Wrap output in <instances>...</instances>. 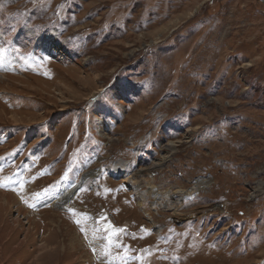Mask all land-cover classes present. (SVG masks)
Segmentation results:
<instances>
[{"label": "rangeland", "instance_id": "obj_1", "mask_svg": "<svg viewBox=\"0 0 264 264\" xmlns=\"http://www.w3.org/2000/svg\"><path fill=\"white\" fill-rule=\"evenodd\" d=\"M0 76V264H264V0H0Z\"/></svg>", "mask_w": 264, "mask_h": 264}, {"label": "bare ground", "instance_id": "obj_2", "mask_svg": "<svg viewBox=\"0 0 264 264\" xmlns=\"http://www.w3.org/2000/svg\"><path fill=\"white\" fill-rule=\"evenodd\" d=\"M11 54H9L10 56ZM0 77H3V76H0ZM170 149L169 148V145H166L165 147H163V149ZM161 163H157V164H154L153 167L154 168H157L158 166H160ZM147 169V168H146ZM146 169H141V172H145L147 171ZM114 172V171H113ZM88 175H85V178H87ZM125 177V176H124ZM139 177L138 174H135V175H132L130 176L129 178H127L125 181L129 183V185L133 188V190L136 189V179ZM204 185V182L203 181H199L198 183L195 184L194 186V191H197L201 186ZM72 190L74 189H71V190H65L64 193L62 194V196L60 197V199L58 200L59 204H62L63 203V200H68V198H70V196L72 195ZM188 194H184V193H176V194H173V195H166L164 196V200L166 201L165 203H163V207L165 209H172V208H175L177 207L178 205H180L181 201L187 197ZM161 198H158V197H155V201L158 202ZM161 207V206H160Z\"/></svg>", "mask_w": 264, "mask_h": 264}]
</instances>
